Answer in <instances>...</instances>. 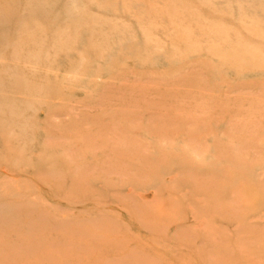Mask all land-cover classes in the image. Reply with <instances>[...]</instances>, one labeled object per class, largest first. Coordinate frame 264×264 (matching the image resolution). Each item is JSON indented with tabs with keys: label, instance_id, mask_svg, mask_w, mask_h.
I'll use <instances>...</instances> for the list:
<instances>
[{
	"label": "rangeland",
	"instance_id": "obj_1",
	"mask_svg": "<svg viewBox=\"0 0 264 264\" xmlns=\"http://www.w3.org/2000/svg\"><path fill=\"white\" fill-rule=\"evenodd\" d=\"M0 264H264V0H0Z\"/></svg>",
	"mask_w": 264,
	"mask_h": 264
}]
</instances>
